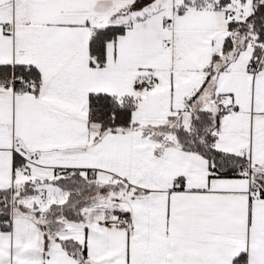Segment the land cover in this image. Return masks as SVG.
Wrapping results in <instances>:
<instances>
[{
  "label": "snow or ice",
  "instance_id": "obj_1",
  "mask_svg": "<svg viewBox=\"0 0 264 264\" xmlns=\"http://www.w3.org/2000/svg\"><path fill=\"white\" fill-rule=\"evenodd\" d=\"M0 264H264V0H0Z\"/></svg>",
  "mask_w": 264,
  "mask_h": 264
}]
</instances>
